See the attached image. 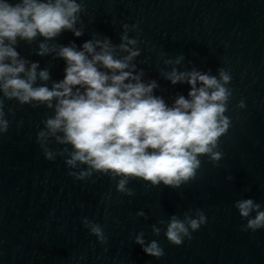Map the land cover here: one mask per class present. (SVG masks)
I'll return each mask as SVG.
<instances>
[{
  "label": "water",
  "instance_id": "1",
  "mask_svg": "<svg viewBox=\"0 0 264 264\" xmlns=\"http://www.w3.org/2000/svg\"><path fill=\"white\" fill-rule=\"evenodd\" d=\"M85 7V34L63 32L55 42L79 47L97 32L119 43L121 24L137 23L143 43L136 63L157 80L156 94L169 104L189 87L160 77L159 70H167L160 53H182L181 70L194 65L213 75L219 67L230 72L233 97L226 115L232 127L221 138L224 158L214 167L203 157L197 179L179 189L133 180L134 195L124 196L106 176L76 181L62 158L45 160L35 136L46 110L10 102L15 115L0 136V264H264V229L241 231L246 221L233 206L253 198L264 210V0H85ZM17 50L50 66L53 80L63 79V60L35 55V44L20 42ZM240 100L243 109L236 107ZM197 208L207 223L190 241L169 244L164 226L152 235L157 220L183 218ZM138 211L148 218L136 217ZM84 217L103 227L107 244L83 227ZM141 231L146 241L159 242L163 257H150L133 242Z\"/></svg>",
  "mask_w": 264,
  "mask_h": 264
},
{
  "label": "clouds",
  "instance_id": "2",
  "mask_svg": "<svg viewBox=\"0 0 264 264\" xmlns=\"http://www.w3.org/2000/svg\"><path fill=\"white\" fill-rule=\"evenodd\" d=\"M86 13L85 0H0V136L8 132L15 106H43L46 111L35 142L44 159L62 158L67 175L76 181L106 176L115 181L117 193L128 197L134 195L129 187L133 180L179 189L197 179L203 157L219 166L224 158L221 138L232 127L226 115L233 97L230 72L219 67L213 75L194 65L181 70L182 53L174 58L160 53L158 59L167 68L159 70L160 77L173 86L189 87L186 96L177 94L169 104L156 94L157 80L148 78L136 63L141 55L138 45L143 43L137 23L121 24L119 43L97 32L79 47L55 42L63 32L82 37ZM130 32L135 35L130 37ZM20 42L35 44L39 57L63 60V79L53 80L50 66L22 56L17 50ZM236 107L245 108L244 101ZM233 206L246 221L241 231L264 229L260 203L244 198ZM135 215L148 218L143 211ZM81 223L97 243L107 244L100 224L87 217ZM206 223L197 208L185 211L183 218L173 214L167 221L159 219L150 228L159 236L164 226L167 242L180 246ZM133 242L150 257L164 255L159 242L146 241L143 231Z\"/></svg>",
  "mask_w": 264,
  "mask_h": 264
}]
</instances>
